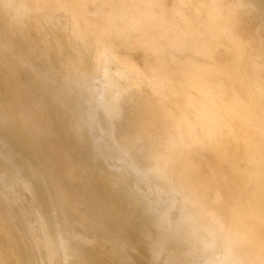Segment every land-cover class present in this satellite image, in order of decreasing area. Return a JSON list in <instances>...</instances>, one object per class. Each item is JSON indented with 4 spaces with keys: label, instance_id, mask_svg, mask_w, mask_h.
<instances>
[{
    "label": "rangeland",
    "instance_id": "374dc122",
    "mask_svg": "<svg viewBox=\"0 0 264 264\" xmlns=\"http://www.w3.org/2000/svg\"><path fill=\"white\" fill-rule=\"evenodd\" d=\"M188 3L197 10L192 31L179 23L176 13L187 10L186 0H0V77L17 85L8 89L1 84L0 109L7 99L35 105L36 125L28 134L15 121L0 120V264H195L187 253L191 240L206 241L213 232L200 225L210 216L204 208L208 196L200 193L202 172L196 167L202 153H216L234 167L231 173L241 182L237 209L229 215L237 223L233 228H247V215L264 219V143L248 148L230 134L237 132L236 124H249L262 142L264 128L233 117L215 95L210 97L218 86L207 94L199 85L212 75L221 86L236 80L238 90L223 86L227 97L236 90L252 111L260 105L264 110V80L257 81L264 78V0ZM7 33L25 40H5ZM29 58L39 61V67ZM112 66L119 72H110ZM84 79L95 86L111 84L116 101L106 105L92 95L101 90L79 88ZM189 94L217 109L210 115L220 118L213 131L220 153L196 129L198 110L183 102ZM182 113L193 120L202 144L193 143L185 123L175 127V117ZM226 126L224 137L221 127ZM133 167L148 175L158 169L169 188L153 190ZM49 169L70 201L64 202L46 183ZM248 180L258 190H249ZM114 191L121 192L119 199L108 203ZM200 201L205 203L197 208ZM254 228L264 233V224ZM178 236L183 240L175 243ZM175 244L181 252L166 253Z\"/></svg>",
    "mask_w": 264,
    "mask_h": 264
},
{
    "label": "crops",
    "instance_id": "0c3cea01",
    "mask_svg": "<svg viewBox=\"0 0 264 264\" xmlns=\"http://www.w3.org/2000/svg\"><path fill=\"white\" fill-rule=\"evenodd\" d=\"M212 76L206 79V82H199L200 87L203 89V91H206L207 94L208 91H216L217 86H220L219 80L215 77L212 78ZM263 80L264 78H260V76L259 79H257V81ZM232 82L233 84L230 86L225 84L223 86H226L227 89L229 87L228 90H230L231 86L238 90L236 80H232ZM217 92L218 89L216 93ZM259 98L260 100L258 101L261 102V96ZM260 108L262 109L258 110L255 108V111H252L253 114L255 113L254 115H256V117H258V114L263 113L261 112L263 110V106L261 105ZM211 109L213 110L212 113H218L217 109L214 107H211ZM211 121L212 126L209 125L208 127L206 124H203L202 128L196 127V129H207L213 132L215 130L214 128H219V122L217 118L213 119L212 117ZM229 128V126L221 127L224 137H226L225 130H228ZM260 128L263 127L260 126ZM236 129L238 138L239 140L243 141L244 145L252 147L256 145H262L264 143V141L260 142L263 136L258 137L259 133L255 131V127H252L249 124H246L244 127L243 125L241 126L236 124ZM216 156L217 155L213 152L202 153L197 156L196 160V167L202 172L201 175L204 182L203 184H205L203 191H200V193L208 196L206 206L204 208L208 214L209 211H211L215 217L214 221H210L213 220V218L206 216L205 218L201 219L200 223L201 226L213 228V232H211L210 235H207L208 238L206 239V241H209L210 243H206L205 239L200 240L197 238L194 239L195 237H193L191 244L188 246L187 253L191 261H194L195 264H257V260L259 258L264 260V233H260L259 235V233H256L259 230L255 229L254 227L255 225H263L264 219H254L247 215V221L244 223L245 227L247 228H244L242 231L235 230L233 228L234 226H237V223L235 222L234 218L230 217L229 215L232 213V211L237 209L241 182L235 175L233 177V174L231 173V171L235 170L234 167L228 163L222 162L221 159ZM248 181V187L250 188L249 190H258L257 187H255L256 185L252 184V182H255L254 180ZM262 182L263 190L260 192L264 193V181ZM247 188L244 189L243 192H246L248 190ZM215 194L220 196L219 200L217 201L215 200ZM204 203L205 202L200 201L197 208L202 207ZM245 204L248 203L246 202ZM225 213H227V217H225ZM197 235L201 236L202 238L206 236L203 233H199ZM171 240L173 239H170V241ZM182 240L183 236H178L175 237L174 242L178 243ZM163 241L166 242V239ZM173 247L174 250H172V248H169V250L165 249L166 253L170 254L177 251L181 252L180 246L178 244H175Z\"/></svg>",
    "mask_w": 264,
    "mask_h": 264
},
{
    "label": "bare ground",
    "instance_id": "6f19581e",
    "mask_svg": "<svg viewBox=\"0 0 264 264\" xmlns=\"http://www.w3.org/2000/svg\"><path fill=\"white\" fill-rule=\"evenodd\" d=\"M144 2V1H143ZM171 2V1H170ZM251 2V1H250ZM20 3V2H19ZM21 4V3H20ZM24 4V3H23ZM168 3L166 2V5H167ZM27 6V5H26ZM38 6V5H37ZM96 6V5H95ZM169 6V5H168ZM255 6V5H254ZM257 6V5H256ZM93 8V7H92ZM186 8H187V10H183V9H181L180 11H177L176 13L179 15V23L184 27V28H186L188 31H192L193 30V28H194V21H193V19H192V16L193 15H195V13H196V8H194L192 5H190L189 3H188V0H186ZM258 8V7H257ZM90 9V8H89ZM248 9V8H247ZM2 10V9H1ZM18 10V9H17ZM119 10V9H118ZM33 11V10H32ZM37 11V10H36ZM258 11V10H257ZM16 12V11H15ZM255 12V11H254ZM14 13V12H13ZM22 13H24V12H22ZM251 13H252V11H251ZM192 14V15H191ZM259 14V13H258ZM66 15V14H65ZM113 15V14H112ZM114 15H115V13H114ZM210 15V14H209ZM253 15V14H252ZM257 15V14H256ZM262 15V14H261ZM16 16V15H15ZM30 16V15H29ZM55 17V16H54ZM67 17V16H66ZM121 17V16H120ZM161 17V16H160ZM58 18V17H57ZM92 18H93V16H92ZM159 18V17H158ZM264 18V17H263ZM5 19V18H4ZM53 19H55V18H53ZM257 19V18H256ZM121 20V19H120ZM263 20V19H262ZM23 22H25V21H23ZM56 22V21H55ZM122 22V21H121ZM132 22V21H131ZM215 22V21H214ZM264 22V21H263ZM208 23V22H207ZM51 24V23H50ZM60 24H62V23H60ZM245 24H246V22H245ZM258 24V23H257ZM208 25V24H207ZM260 25V24H259ZM1 28H3V25H2V22L0 21V29ZM260 28V27H259ZM251 29V28H250ZM208 30V29H207ZM258 30H260V29H258ZM210 32V31H209ZM259 33V32H258ZM260 34V33H259ZM262 36V35H261ZM213 37V36H212ZM4 38H5V40H8V41H14V42H16V43H19V44H22L23 42H24V40H25V38L22 36L19 40H15L11 35H9L8 33L7 34H5L4 35ZM130 38V37H129ZM105 39V38H104ZM263 39H264V37H263ZM58 40V39H57ZM86 40V39H85ZM85 40H84V42H85ZM99 40V39H98ZM127 41V40H126ZM215 41V40H214ZM69 42V41H68ZM73 42V41H72ZM192 42V41H191ZM55 43V42H54ZM177 43V42H176ZM186 43V42H185ZM184 43V44H185ZM190 43V42H189ZM234 43H235V41H234ZM59 44V43H58ZM68 44V43H67ZM85 44V43H84ZM83 44V45H84ZM92 44V43H91ZM179 44V43H178ZM225 44V43H224ZM16 45V44H15ZM54 45H56V43L54 44ZM90 45V44H89ZM228 46V45H227ZM4 47V43H2L1 41H0V49L1 48H3ZM186 47H187V45H186ZM262 47V46H261ZM60 48V47H59ZM180 48H182V47H180ZM191 48V47H190ZM230 48V47H229ZM57 49V48H56ZM88 49V48H87ZM159 49V48H158ZM184 49V48H183ZM192 49V48H191ZM232 49V48H231ZM256 49V48H255ZM263 49V48H262ZM63 50V49H62ZM135 50V49H134ZM177 50V49H176ZM181 49H179V51H180ZM189 50V49H188ZM234 50V49H233ZM164 51V50H163ZM170 51V50H169ZM184 51V50H183ZM186 51V50H185ZM213 51V50H212ZM229 51V50H228ZM227 51V52H228ZM58 52V51H57ZM87 52V51H86ZM98 52V51H97ZM182 52V51H181ZM191 52V51H190ZM193 52V51H192ZM198 52V51H197ZM105 53H107L108 54V56L109 57H111V58H115V55L113 54V53H109V52H105ZM130 53H131V51H130ZM137 54H138V52H136ZM149 53V52H148ZM160 53V52H159ZM158 53V54H159ZM170 53V52H169ZM176 53H177V51H176ZM195 53V52H194ZM220 53H222V52H220ZM229 53V52H228ZM0 54H1V52H0ZM82 54V53H81ZM102 54V53H101ZM190 54V53H189ZM218 54V53H217ZM225 54V53H224ZM234 54V53H233ZM166 55V54H165ZM196 55V54H195ZM219 56H220V54H218ZM223 54H221V56H222ZM59 56V55H58ZM91 56V55H90ZM184 56V55H183ZM229 56V55H228ZM92 57V56H91ZM134 57H136V56H134ZM159 57V56H158ZM157 57V58H158ZM196 57V56H195ZM224 57V56H223ZM227 57V56H226ZM225 57V58H226ZM194 58V57H193ZM228 58V57H227ZM136 59V58H135ZM145 59V58H144ZM149 59V58H148ZM165 59V58H164ZM197 59V58H196ZM195 59V60H196ZM219 59V58H218ZM217 59V60H218ZM220 59H221V57H220ZM28 60H30V61H32L37 67H39V61H33L31 58H29ZM51 60V59H50ZM72 60V59H71ZM94 60V59H93ZM111 60V59H110ZM121 60V59H120ZM223 60H224V58H223ZM90 61V60H89ZM143 61V60H142ZM159 61V60H158ZM203 61V60H202ZM219 61V60H218ZM253 63L255 62H257V60L256 59H253V60H251ZM56 63H57V61H56ZM106 63H107V61H106ZM109 63H110V61H109ZM113 63H114V61H113ZM134 63H135V61H134ZM195 63H196V61H195ZM206 63H207V60H206ZM205 63V64H206ZM223 63H224V61H223ZM41 64V63H40ZM79 64V63H78ZM103 64V63H102ZM197 64V63H196ZM211 64V63H210ZM226 64V63H225ZM225 64H223V66H225ZM252 64V63H251ZM42 65V64H41ZM219 65V64H218ZM241 65V64H240ZM32 66V65H31ZM110 66V65H109ZM140 66H141V64H140ZM176 66V65H175ZM202 66V65H201ZM212 66V65H211ZM33 67V66H32ZM45 67H46V65H45ZM35 68V67H34ZM59 68V67H58ZM110 68V67H109ZM108 69V68H107ZM258 70H259V68H257ZM67 70V69H66ZM111 70L113 71V73L114 74H116V73H118L119 71H118V68L116 67V66H112L111 68H110V72H111ZM263 70V69H262ZM36 71V70H35ZM55 71V70H54ZM231 72V71H230ZM46 73V72H45ZM125 73V72H124ZM251 73V72H250ZM109 74V73H108ZM108 74H107V76H108ZM123 74V73H122ZM60 75H62V74H60ZM120 75V74H119ZM124 75V74H123ZM127 75V74H126ZM52 76V75H51ZM106 76V75H105ZM115 76H117V75H115ZM253 76V75H252ZM118 77V76H117ZM122 77V76H121ZM124 77V76H123ZM156 77V76H155ZM163 77V76H162ZM176 77V76H175ZM262 77V76H261ZM150 78V77H149ZM158 78V77H157ZM168 78V77H167ZM166 78V79H167ZM110 79V78H109ZM120 79V78H119ZM135 79V78H134ZM151 79V78H150ZM218 79V78H217ZM4 80L5 79H2L1 77H0V87H1V84H5V86L7 85V88L8 89H10V88H12V86L13 87H16L17 85L16 84H11L10 82H7V83H5L4 82ZM141 80H142V78H141ZM168 80V79H167ZM51 81V80H50ZM182 81V80H181ZM103 82H104V80H103ZM158 82V81H157ZM73 83H75V84H77L78 83V81H77V79H73ZM182 83V82H181ZM97 84V83H96ZM12 85V86H11ZM79 85V84H78ZM223 85V84H222ZM261 87H262V85H260ZM79 88H81V89H84V90H87V91H92V92H94L96 89H99V90H101L102 91V93H93L92 95H95L96 97H98L99 99H102V100H104L105 101V103H106V105H110V104H112V103H114L115 101H116V97H115V95H114V93L112 92V90H111V88H112V85L111 84H107V85H105V84H100L99 86H95L93 83H90L87 79H84V82L83 83H81L79 86H78ZM219 87V89H218V92L216 93V94H213V93H211V94H209V96L210 97H212L213 95H215L218 99H219V102L221 103V104H223L225 107H227L228 108V110H230V112H231V115L234 117V116H238V118L240 117L241 119H243V120H245V121H247V122H254L256 125H259V126H257V128H260V126L261 127H263L264 128V113L259 117H256V115L254 116L253 114H252V110H251V108L249 107V105L248 104H246V102H244L242 99H241V97L239 96V94H237V93H235L236 92V90L232 93V94H230L228 97H227V95H226V89L224 90V87L223 86H218ZM231 88H233V87H230V89ZM263 88V87H262ZM71 89V88H70ZM229 89V88H228ZM234 89V88H233ZM262 90V89H261ZM149 91H150V89H149ZM228 92V91H227ZM80 93V92H79ZM135 94V93H134ZM1 95H3L2 93H1V88H0V96ZM88 95H90V94H87L86 96H88ZM166 96V95H165ZM264 98V97H263ZM210 100V102H212L213 103V100L210 98L209 99ZM146 101V100H145ZM217 101V100H216ZM245 101H247V100H245ZM176 104L177 105H180V107H181V101L178 99V98H176ZM183 102H184V105L186 104V105H190V106H194L195 108H197V110H198V115L196 116V119L194 120V121H198L199 123H200V125H199V127H203V124H206V126H208L209 127V125L210 126H212V121H211V117L213 118V119H216L217 117L214 115H210V113L213 111L212 109H210L211 108V106L207 103V102H205V101H203V99H201L200 97H199V95H195V94H189V95H187L184 99H183ZM182 102V103H183ZM254 102V101H253ZM256 102V101H255ZM128 103V102H127ZM131 104V103H130ZM262 104V103H261ZM264 104V103H263ZM122 105H124V104H122ZM34 106L35 105H24V104H21L19 101H10V100H6V102H5V106H4V108L1 110L0 109V120L1 121H4V122H7V121H15V122H17V124H19V126L21 127V129H23L26 133H28V134H30L32 131H33V129H34V127L36 126L35 125V123L33 122V108H34ZM261 106V105H260ZM98 107V106H97ZM113 109V108H112ZM123 109V108H122ZM262 109V108H261ZM260 109V110H261ZM254 111H255V109H254ZM229 112V113H230ZM261 112H263V110L261 111ZM97 113V112H96ZM235 114V115H234ZM255 114V113H254ZM77 118V117H76ZM236 118V117H235ZM100 119V118H99ZM217 119H219L220 120V118L218 117ZM82 120V119H81ZM125 121V120H124ZM175 122H174V125H175V127L177 128V130H178V127H180V124H182V123H185L186 124V126H187V130H188V135L192 138V140H193V143H195V144H202V141H200V139L198 138V132L196 131V129H195V127H194V125H193V120L192 119H190L185 113H182V114H179L178 116H176L175 117V120H174ZM173 123V122H172ZM208 124V125H207ZM75 125V124H74ZM80 125V124H79ZM103 125V124H102ZM101 126V125H100ZM80 127V126H79ZM230 127V126H229ZM86 128V127H85ZM79 129V128H78ZM174 132V131H173ZM176 134V133H175ZM200 134H202V136L204 137V138H207V140H206V142L211 146V147H213L217 152H219L220 153V143H218V142H216V140H214V138H213V132L212 131H210V130H201L200 131ZM230 134H232L235 138H238V135H237V132H232V131H230ZM108 135V134H107ZM57 136V135H56ZM112 136V135H111ZM137 136V135H136ZM178 136H181V134H180V131L178 132ZM188 136V137H189ZM117 138V137H116ZM173 139V138H172ZM2 140V139H1ZM62 143V142H61ZM192 143V142H191ZM206 143V144H207ZM98 144V143H97ZM3 147V146H2ZM204 147V146H203ZM37 148V147H36ZM248 148H252V147H248ZM213 149V150H214ZM10 150V149H9ZM41 150H42V152H45V153H47V151H46V149H44V147H41ZM211 150H212V148H211ZM239 150V149H238ZM95 151V150H94ZM240 151V150H239ZM13 152V151H12ZM97 152V151H96ZM229 153V152H228ZM216 154V153H215ZM117 155V154H116ZM129 155H130V153H129ZM217 155V154H216ZM221 155V154H220ZM231 155V154H230ZM235 155H236V153H235ZM17 156V155H16ZM74 156V155H73ZM182 156V155H181ZM218 156V155H217ZM216 156V157H217ZM227 156V155H226ZM243 157V156H242ZM22 158V157H21ZM241 159V158H240ZM114 160V159H113ZM134 160V159H133ZM18 161V160H17ZM20 161V160H19ZM24 161V160H23ZM27 161V160H26ZM19 163H22L23 164V162H19ZM28 163V162H27ZM137 163V162H136ZM108 164V163H107ZM175 165V164H174ZM107 166H109V165H107ZM115 166V165H114ZM162 166V165H161ZM49 168V167H48ZM120 169V168H119ZM48 171V170H47ZM132 171L134 172V174H136V176H138V177H142V178H145L149 183H150V186L152 187V189L153 190H156V188H158V187H160V185H165L164 186V188H169L168 186H167V184H165V183H163L162 181H164V175L162 174V172L161 171H159L158 169L157 170H155V171H153V173L151 174V175H148L147 174V172L144 170V169H142V168H138V167H133L132 168ZM185 171V170H184ZM183 171V172H184ZM131 173V172H130ZM105 174V172L104 171H102V170H99V175H104ZM178 175V174H177ZM187 175V174H186ZM212 175V174H211ZM30 176V175H29ZM41 176V175H40ZM93 176V175H92ZM33 177V176H32ZM36 177H37V175H36ZM182 177H183V175H182ZM29 179V178H28ZM190 179V178H189ZM31 180V179H30ZM41 180V179H40ZM45 180H46V183H49V184H51L52 185V187L54 188V190H56L58 193H60L61 194V197H62V200L64 201V202H68V201H70L71 199L69 198V196H68V194L67 193H65V190L64 189H61V185L56 181V179L54 178V176L51 174V171H50V169H49V171H48V173H47V176L45 177ZM188 180V179H187ZM185 181V180H184ZM193 181V180H192ZM36 182V181H35ZM165 182V181H164ZM31 184V183H30ZM33 185V184H32ZM148 185V184H147ZM169 185V184H168ZM192 185V184H191ZM3 186V185H2ZM190 186V185H189ZM36 187V186H35ZM99 187L100 188H104V184L100 181L99 182ZM32 188V187H31ZM188 188V187H187ZM165 189V190H166ZM35 190V189H34ZM174 190V189H173ZM188 190V189H187ZM31 191V190H30ZM127 191V190H126ZM184 191V190H183ZM191 191V190H190ZM40 192V191H39ZM39 192H38V194H39ZM55 192V191H54ZM103 192V191H102ZM180 192V191H179ZM188 192V191H187ZM37 193V192H36ZM100 193V192H99ZM53 194V193H52ZM120 194H121V192H118V191H114L113 192V196L108 200V203H114L115 201H116V203H117V200L119 199V196H120ZM124 196V195H123ZM182 196V195H181ZM125 197V196H124ZM148 197V196H147ZM39 198V197H38ZM168 198V197H167ZM219 198H220V196L218 195V194H215V200L217 201V200H219ZM168 200V199H167ZM177 201V200H176ZM2 202V201H1ZM60 202V201H59ZM164 202V201H163ZM191 202V201H190ZM61 203V202H60ZM49 204V203H48ZM168 204H170V203H168ZM55 205V204H54ZM167 206V205H166ZM86 208V207H85ZM38 209V208H37ZM158 210V209H157ZM13 212V211H12ZM42 212V211H41ZM144 212V211H143ZM69 213V212H68ZM86 213V212H85ZM209 214H210V217L211 218H213V220H210V221H214V219H215V217H214V215L211 213V211H209ZM7 215V214H6ZM43 215V214H42ZM46 215V214H45ZM54 215V214H53ZM12 216H14V215H12ZM11 216V217H12ZM84 216H85V214H84ZM87 216V215H86ZM57 217V216H56ZM145 217V216H144ZM70 218V217H69ZM164 218V217H163ZM47 219V218H46ZM9 220V219H8ZM18 220V219H17ZM45 220V219H44ZM71 220V219H70ZM145 220V219H144ZM46 221H48V220H46ZM1 222V221H0ZM72 222V221H71ZM169 222V221H168ZM16 223V222H15ZM34 223V222H33ZM59 223H60V220H59ZM47 224V223H46ZM51 224V223H50ZM13 225V224H12ZM49 225V224H48ZM100 225V224H99ZM18 226H20V224L18 225ZM54 226V225H53ZM52 226V227H53ZM59 226V225H58ZM116 226V225H115ZM51 227V226H50ZM55 227V226H54ZM167 227V226H166ZM47 228V227H46ZM57 228V227H56ZM62 228V227H61ZM67 228V227H66ZM159 228V227H158ZM21 229V228H20ZM65 229V228H64ZM69 229H70V227H69ZM180 229H181V227H180ZM179 229V230H180ZM233 229V228H232ZM16 230V229H15ZM96 230V229H95ZM147 230V229H146ZM163 230H164V228H163ZM169 230V229H168ZM20 231V230H19ZM35 231V230H34ZM64 231V230H63ZM70 231V230H69ZM148 231H149V229H148ZM52 232V231H51ZM23 233V232H22ZM56 232H54V234H55ZM63 233V232H62ZM61 233V234H62ZM257 233V232H256ZM51 234V233H50ZM70 234V233H69ZM93 234V233H92ZM24 235V234H23ZM60 235V234H59ZM63 235V234H62ZM260 235V234H259ZM14 236H16V235H14ZM53 236V235H52ZM94 236V235H93ZM23 237V236H22ZM95 237V236H94ZM138 237V236H137ZM147 237V236H146ZM161 237V236H160ZM205 237V236H204ZM96 238V237H95ZM3 239V238H2ZM53 239V238H52ZM55 239V238H54ZM99 239V238H98ZM113 239V238H112ZM123 239V238H122ZM0 240H1V238H0ZM13 240V239H12ZM24 240V239H23ZM27 240V239H26ZM93 240H95V239H93ZM101 240V239H100ZM140 240V239H139ZM4 241V240H3ZM18 241V240H17ZM50 241V240H49ZM56 241H57V239H56ZM70 241V240H69ZM91 241V240H90ZM96 241H97V238H96ZM198 241V240H197ZM13 242H15L14 240H13ZM19 242V241H18ZM21 242V241H20ZM25 242V241H24ZM76 242V241H75ZM139 242V241H138ZM6 243H7V241H6ZM9 243V242H8ZM7 243V244H8ZM79 243V242H78ZM93 243V242H92ZM5 244V243H4ZM10 244V243H9ZM17 244V243H16ZM20 244V243H19ZM21 244H22V242H21ZM41 244V243H40ZM55 244V243H54ZM90 244V243H89ZM147 244V243H146ZM149 244V243H148ZM27 245V244H26ZM59 245V244H58ZM155 245V244H154ZM11 246V245H10ZM20 246H22V245H20ZM51 246V245H50ZM63 246V245H62ZM61 246V247H62ZM91 246V245H90ZM89 246V247H90ZM114 246V245H113ZM151 246V245H150ZM6 247V246H5ZM7 247H9V245L7 246ZM7 247H6V250H7ZM18 247V246H17ZM58 247V246H57ZM56 247V248H57ZM80 247H81V244H80ZM105 247H106V244H105ZM122 247V246H121ZM120 247V248H121ZM51 248V247H50ZM123 248V247H122ZM152 248V247H151ZM155 247H153V249H154ZM9 249H11V248H9ZM53 249V248H52ZM77 249V248H76ZM87 249V248H86ZM97 249V248H96ZM130 249V248H129ZM157 249V248H156ZM2 250V249H1ZM13 250V249H12ZM22 250V249H21ZM41 250V249H40ZM55 250V249H54ZM88 250V249H87ZM149 250H151V249H149ZM11 251V250H10ZM9 251V252H10ZM14 251V250H13ZM26 251V250H25ZM52 251V250H51ZM68 251V250H67ZM101 251V250H100ZM114 251V250H113ZM4 252V251H3ZM20 252V251H19ZM56 252V251H55ZM54 252V253H55ZM69 252V251H68ZM73 252V251H72ZM148 252V251H147ZM154 252V251H153ZM172 252V251H171ZM1 253V252H0ZM8 253V252H7ZM15 253V252H14ZM24 253V252H23ZM27 253V252H26ZM44 253V252H43ZM67 253V252H66ZM114 253V252H113ZM10 254V253H9ZM30 254V253H29ZM92 254V253H91ZM90 254V255H91ZM15 255V254H14ZM23 255V254H22ZM33 255V254H32ZM43 255V254H42ZM58 255V254H57ZM73 255V254H72ZM88 255V254H87ZM86 255V256H87ZM93 255V254H92ZM2 257V256H1ZM15 257H16V255H15ZM23 257V256H22ZM73 257V256H72ZM78 257V256H77ZM84 257V256H83ZM90 257V256H89ZM91 257H93V256H91ZM96 257V256H95ZM109 257V256H108ZM17 258V257H16ZM30 258V257H29ZM28 258V259H29ZM44 258V257H43ZM42 258V259H43ZM76 258V257H75ZM105 258H107V256L105 257ZM3 259V258H2ZM2 259H0V260H2ZM28 259H27V261H28ZM66 259V258H65ZM83 259V258H82ZM89 259V258H88ZM12 260V259H11ZM21 260V259H20ZM3 261H5V260H3ZM9 261V260H8ZM14 261V260H13ZM13 261H12V263H13ZM77 261V260H76ZM83 261V260H82ZM91 261V260H90ZM123 261H124V259H123ZM20 263L19 262V260L18 261H16V263ZM194 262V261H193ZM5 263V262H4ZM3 263V264H4ZM9 263V262H8ZM15 263V262H14ZM17 263V264H18ZM112 263H114V262H112ZM116 263V262H115ZM157 264H158V261L156 262ZM187 263V262H186ZM7 264V263H6ZM21 264H22V262H21ZM26 264V263H25ZM38 264V263H37ZM64 264H65V261H64ZM67 264H68V262H67ZM71 264V263H70ZM81 264V263H80ZM101 264V263H100ZM236 264H238V263H236ZM257 264H264V260L262 259V258H259L258 260H257Z\"/></svg>",
    "mask_w": 264,
    "mask_h": 264
}]
</instances>
